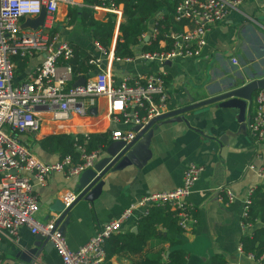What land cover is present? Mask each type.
Returning a JSON list of instances; mask_svg holds the SVG:
<instances>
[{
  "label": "crops",
  "instance_id": "1",
  "mask_svg": "<svg viewBox=\"0 0 264 264\" xmlns=\"http://www.w3.org/2000/svg\"><path fill=\"white\" fill-rule=\"evenodd\" d=\"M94 4L95 2L88 6L85 0L59 3L52 19H45L44 15L40 27L31 29L25 24L26 20L36 17L21 18L18 27L21 34H27L42 26L47 27L48 37L57 35L58 41L70 48L71 59L73 50H78L85 54L87 61L97 59L100 70L109 65L113 83H118L124 77L134 78L136 75L163 76L167 107L180 106L178 100L184 99V93L193 101H198L240 87L254 75L264 76V0L245 2L237 11L230 12L223 22L210 27L199 57L176 59L162 65L144 62L139 56L145 52L142 48L151 41L144 36L156 16H166L163 9L158 10L148 20L146 30L142 33H145L144 36L139 37V42L131 47V57L119 58L113 55L109 62L93 44V28H87L77 18L71 20L69 16L86 9L94 21L111 20L113 27L110 44L106 49L99 46L105 52L111 50L113 54L119 24H116L113 15L101 10L94 11ZM121 20L122 18L118 23ZM42 57L40 53L25 57L12 56L10 62L13 67V84L28 77ZM69 61L61 62L60 67L64 64L70 67ZM87 61L84 63V70L75 75L71 72L68 86H73L80 79L84 83L95 75L97 69ZM181 104H185V101ZM251 110V104H247L245 116H250ZM36 111L41 118L38 132L33 135L21 133L18 138L32 155L43 161H54L60 157L57 152L40 146L38 141L44 136L103 132H108L110 136L111 130L132 128V125L111 122L104 98L95 99L94 104L87 108V113L70 114L62 120L52 119L44 107H37ZM236 113L235 108L220 107L213 103L185 113L184 121L156 123L149 139V157L140 167L128 164L121 169L106 171L101 177L99 194L91 202L81 198L72 206L63 235L67 247L71 250L77 249L99 226L116 218L140 196L175 188L180 184L186 165L196 163L202 166V172L186 198L187 204L191 206L190 220L185 229L173 233L180 241L178 247L185 253L184 264H203L213 253L221 254L228 264H260L243 252H238L237 247L241 235L260 226L256 221L242 229L240 218L247 190L252 188L253 191L264 182V178L258 177L247 168L248 163L264 162V137L255 144L246 129L241 133ZM77 178L78 175L64 178L59 173L52 172L43 184H34L33 192L38 203L34 219L37 222L56 216L50 211L54 201L64 202L72 196L71 202L75 198L76 194L72 195V189ZM34 181L31 177V182ZM219 187L231 191L233 200L230 203L224 204L217 199ZM133 215L122 222L120 232L136 230V217L141 212L137 209ZM158 229L162 230L160 227ZM34 234L27 227L20 226L16 241L0 238V264H25L20 257L21 254L26 255L25 250L32 245ZM169 250L167 242L150 239L145 246L146 252L141 254L146 253L147 257L158 255L163 260ZM137 259V255L121 254L113 255L109 261L110 264H135ZM31 260L33 261L26 264H62L52 247L47 251L41 249Z\"/></svg>",
  "mask_w": 264,
  "mask_h": 264
},
{
  "label": "built area",
  "instance_id": "2",
  "mask_svg": "<svg viewBox=\"0 0 264 264\" xmlns=\"http://www.w3.org/2000/svg\"><path fill=\"white\" fill-rule=\"evenodd\" d=\"M71 1L0 0V238L16 241L18 228L25 226L31 233H38L51 243L62 264H99L104 257L103 241L110 235L120 232L122 222L134 216L137 209L141 215L136 219L144 215L152 205L175 210L177 225L180 229H185L190 220L191 210L186 198L202 172V166L196 163L187 164L178 186L140 196L116 218L99 226L75 250L67 247L64 236L54 225V217L44 222H37L34 219L38 209L33 192L34 184H43L45 178L52 172L59 173L64 178L77 176L83 170L92 167L101 151L99 148L87 151L86 136L83 134L81 142L74 140L76 159L64 154L57 160L43 161L32 155L28 147L20 142L18 135L21 133L33 135L38 132L41 118L37 115V107H44L52 119L62 120L70 114L87 113V108L94 104L95 99L104 98L111 122H120L127 126L135 124L142 126L168 109L163 76L136 75L134 78L124 77L118 83H113L109 65L100 70L98 60L89 59L87 63L97 69L95 75L85 80L82 85L68 86L71 69L67 64L61 67L59 64L71 59L70 48L58 41L57 35L48 37L45 26L21 34L18 27L21 18L37 17L43 10L45 19L51 20L59 3ZM248 1L252 0H179L170 16L171 21L178 26L176 29L168 27L163 35L169 41L168 48H164L165 45L161 43L160 48L163 49L143 52L139 59L162 65L166 61L199 57L206 44L205 37L210 27L223 22L230 12L237 11L241 4ZM92 9L113 15L116 24H119L121 11L114 8L109 0H95ZM161 19L158 14L146 35L144 36V33L140 37L154 40L158 33L156 23ZM93 44L109 62L113 59L111 50L105 52L96 42ZM32 53L42 54V60L28 77L13 84L10 58L25 57ZM249 104L252 110L246 121V130L251 140L257 144L264 137V89L256 91ZM133 136L131 128L110 131L111 140L127 142ZM247 168L258 177L264 178V162L248 163ZM31 177L34 178V182H31ZM251 192L252 188L246 192L242 216L245 215ZM71 199L72 196L66 198L64 205H68ZM217 199L228 204L233 200V195L229 189L219 187ZM247 226L249 225L240 222L242 229ZM237 251H241L239 246Z\"/></svg>",
  "mask_w": 264,
  "mask_h": 264
},
{
  "label": "trees",
  "instance_id": "3",
  "mask_svg": "<svg viewBox=\"0 0 264 264\" xmlns=\"http://www.w3.org/2000/svg\"><path fill=\"white\" fill-rule=\"evenodd\" d=\"M114 8L121 11V22L117 28V36L113 48L115 57H131V47L139 42L140 35L146 30V23L158 10L166 12L161 20L157 21L156 28L158 33L154 40L148 42V46L143 47V51H160V44L168 48L169 41L164 38V33L168 27L176 29L178 24L171 21V14L179 0H109ZM94 0H85L86 5H91ZM71 20L78 19L81 25L93 28V39L103 48H108L111 40L113 22L94 21L88 10L83 9L79 13L69 14ZM86 56L83 52L73 50V59L69 61L73 75L85 69L84 63ZM85 149H103L111 140L108 132L87 133L85 134ZM83 134H56L47 135L41 138L38 143L48 151H55L60 156L69 154L73 159L77 158L74 150V140L81 142ZM248 204L245 215L240 218L243 224L251 225L256 221L260 223L251 230L239 237V248L246 256L264 264V182L258 185L248 196ZM175 210L165 206H149L147 212L140 216L136 221L135 231H123L107 237L102 247L104 257L99 264H110L109 259L113 255H137L138 259L134 262L139 264H184L185 253L178 247L180 241L173 236V233L180 232L177 225ZM160 227L162 230L158 229ZM150 239H158L168 243L170 250L160 260L158 255L147 257L145 246ZM146 252V251H145ZM146 254V255H145ZM162 261V262H161ZM203 264H228L221 254L213 253L209 255Z\"/></svg>",
  "mask_w": 264,
  "mask_h": 264
},
{
  "label": "water",
  "instance_id": "4",
  "mask_svg": "<svg viewBox=\"0 0 264 264\" xmlns=\"http://www.w3.org/2000/svg\"><path fill=\"white\" fill-rule=\"evenodd\" d=\"M44 15L43 10H41L35 19L26 20V26L31 29L40 27L43 23ZM168 63L169 61H166L164 64ZM82 84L83 80L80 79L73 86ZM262 89H264V76L254 75L244 85L229 89L207 99L193 101L187 93H184V99L178 100L180 106L168 107L166 112L151 118L142 126L141 124L132 126L131 129L134 132V136L130 141H110L101 149L92 167L83 170L78 175L76 184L72 189V194H76L75 198L66 206L58 200L54 201L50 206V211L56 214L54 225L58 231L64 235L65 226L70 219L71 208L79 199L82 198L85 201L91 202L99 194L102 185L101 177L106 171L121 169L128 164H133L138 168L145 162L149 157V139L156 123L184 121L185 113L204 105L216 103L220 107L237 109L236 121L239 131L241 130V133H243L246 129L245 121L249 117L245 116L247 104L250 103L253 94ZM183 100L185 104H181ZM33 239L32 245L25 250L26 255L23 256L21 254L20 257L25 264L33 261L31 259H34L41 249L47 251L52 247L51 243L42 238L38 233L34 234Z\"/></svg>",
  "mask_w": 264,
  "mask_h": 264
},
{
  "label": "bare ground",
  "instance_id": "5",
  "mask_svg": "<svg viewBox=\"0 0 264 264\" xmlns=\"http://www.w3.org/2000/svg\"><path fill=\"white\" fill-rule=\"evenodd\" d=\"M105 117H106V116H105ZM62 123H63V122H62ZM62 123H61V124H62ZM66 124H67V123H66ZM63 125H64V124H63ZM74 127H76V126H74Z\"/></svg>",
  "mask_w": 264,
  "mask_h": 264
}]
</instances>
